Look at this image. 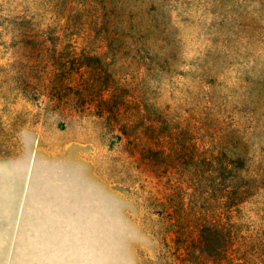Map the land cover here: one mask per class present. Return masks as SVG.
Here are the masks:
<instances>
[{
	"label": "rangeland",
	"instance_id": "rangeland-1",
	"mask_svg": "<svg viewBox=\"0 0 264 264\" xmlns=\"http://www.w3.org/2000/svg\"><path fill=\"white\" fill-rule=\"evenodd\" d=\"M0 264H264V0H0Z\"/></svg>",
	"mask_w": 264,
	"mask_h": 264
},
{
	"label": "trees",
	"instance_id": "trees-1",
	"mask_svg": "<svg viewBox=\"0 0 264 264\" xmlns=\"http://www.w3.org/2000/svg\"><path fill=\"white\" fill-rule=\"evenodd\" d=\"M208 228H211V229H217V226H216V225L209 224V225H208Z\"/></svg>",
	"mask_w": 264,
	"mask_h": 264
},
{
	"label": "clouds",
	"instance_id": "clouds-1",
	"mask_svg": "<svg viewBox=\"0 0 264 264\" xmlns=\"http://www.w3.org/2000/svg\"><path fill=\"white\" fill-rule=\"evenodd\" d=\"M97 203H99V202H97ZM100 211L102 212V211H103V209L101 208V209H100Z\"/></svg>",
	"mask_w": 264,
	"mask_h": 264
}]
</instances>
